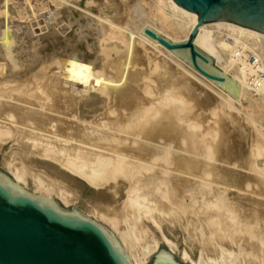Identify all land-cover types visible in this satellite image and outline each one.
I'll return each instance as SVG.
<instances>
[{"label":"bare ground","instance_id":"6f19581e","mask_svg":"<svg viewBox=\"0 0 264 264\" xmlns=\"http://www.w3.org/2000/svg\"><path fill=\"white\" fill-rule=\"evenodd\" d=\"M50 1L52 27L37 37L29 22L9 27L0 6V147L16 142L4 158L13 179L0 175L58 207L53 192L69 203L80 179L104 187L82 212L64 210L96 224L125 264L161 251L184 264H264V35L203 23L194 43L216 81L144 32L188 38L198 14L172 0ZM158 218L192 225L198 256L157 239Z\"/></svg>","mask_w":264,"mask_h":264},{"label":"water","instance_id":"95a60500","mask_svg":"<svg viewBox=\"0 0 264 264\" xmlns=\"http://www.w3.org/2000/svg\"><path fill=\"white\" fill-rule=\"evenodd\" d=\"M198 21L184 41L173 42L150 28L144 32L170 50H187L191 64L222 81L202 64L209 62L194 43L206 22L233 25L264 35V0H172ZM0 264H125L106 234L93 222L17 192L0 175ZM152 264H184L160 252Z\"/></svg>","mask_w":264,"mask_h":264},{"label":"rangeland","instance_id":"374dc122","mask_svg":"<svg viewBox=\"0 0 264 264\" xmlns=\"http://www.w3.org/2000/svg\"><path fill=\"white\" fill-rule=\"evenodd\" d=\"M30 4H31V6H30ZM6 5L9 8H6ZM0 6H1V10L2 9L3 10H7V13H4L1 17L5 20L6 24L9 27H13L14 29H17V27H19V23L20 22H22V23L29 22L30 23L31 33H32V35L34 37L42 35L43 33H45L48 30H50V28L52 27L51 23H50L52 21H50L49 18H50V15L54 11V5H53V3L50 0H29V1L28 0H0ZM32 7H33V9H32ZM19 12H20V14H19ZM61 28H62V24H58L55 27V29L58 32V34L62 35L64 33L62 32ZM167 65H169V64H167ZM161 70H163V69H161ZM156 83H154V84H156ZM156 86H157V84H156ZM37 90H35V91H37ZM35 91H33V92H35ZM231 111L232 112L234 111L235 113H237L235 110H231ZM227 113H228V111H227ZM226 115L229 116V113L226 114ZM236 115H239V114L237 113ZM226 118L230 119V116H229V118L228 117H226ZM2 142L3 141H1L2 146L0 147V173L2 175H6L10 179H13L12 173L10 172V170H8V168H7V166H6L5 162H4V158L8 155L7 153L11 149L10 147L12 145L16 144V142L11 140V139H9V140L7 139V141H4L3 143ZM36 157H38V156H36ZM38 158L44 159V160H47V161L50 162V159H48V158L47 159L46 158H42V157H38ZM51 162L53 164L56 163V161L53 162L52 160H51ZM58 165H59V163L57 164V166ZM59 167L63 169V167H61V166H59ZM80 180L82 182V184H81V186H82V190H81L82 195L80 193V197L79 198H77V199H75L73 201H70L69 203H66V204L63 203L64 201H62L60 196L53 192L54 200H55V202H57V204H59L60 208L68 209V210H72L73 208H77L79 211L82 212V210H81L82 207L80 205L82 204L83 198L84 199H86L85 197L94 198V196H96V197H98V199L101 197L100 200L103 199L104 196L101 193H102L103 189L105 190L104 187H101V190H100V188H96L95 189L94 187H91V186L89 187V185L84 180H82V179H80ZM27 181H29V179H27ZM30 182L31 181L27 182L26 185H24L25 186L24 188L29 193L33 192V190H34L32 188V183H30ZM97 191L100 192V193L99 194H95ZM34 194H39V193L36 192ZM99 195H101V196H99ZM91 196H93V197H91ZM90 200H92V199H90ZM87 213L90 214L89 212H87ZM83 214L87 215L85 213H83ZM189 216L193 217V214L192 215L190 214ZM169 219L171 220V218L164 219L165 221L164 220L161 221L160 219L158 220V221H160L159 223H160V226H162V228H158L154 223H151L152 226H154L155 229H156V234L159 233V236H157V239L160 238V236L162 235V232H163L164 235L167 238H169L171 241H173V243H174V249L173 250H174V253H175L174 255L176 257H178V258L181 257L182 256L181 253L185 249L187 251L188 250H192L193 252L192 251H188V252L189 253H193V254H191L192 257H194V258L197 257L198 256V251L200 252L201 244H199V241L196 242L197 244L194 243L195 240H196V236L194 234L195 232L192 230V225H189L191 227H189L190 231H188V230L185 229V226L183 224H182L183 226L178 225L179 224L178 221H175V223H174L173 221L171 222ZM167 220H169L171 222V224H170L169 221L167 223ZM181 221L183 222L184 220L182 219ZM106 226H108V225L106 224ZM163 226L164 227H168L169 229L168 228H163ZM179 226L182 227V228H179ZM171 227H174V228H171ZM171 229H175V230H171ZM182 229H183V232H184L183 234H182V231H181ZM169 230H171V231H169ZM187 233L189 234V237H186V236L184 237V235L187 234ZM188 234H187V236H188ZM191 234H194V236L191 235ZM194 237H195V239H194ZM185 238H187V239H185ZM162 240L160 239V243H159L158 247H160V248H162L164 250L170 251L171 249L169 247V244H167V242H165L164 239H162ZM187 240H190V241L193 240L191 243L194 244V245H192V244H190V246H189V244L187 245V243H188ZM252 240H254V239H252ZM190 241H189V243H190ZM175 243L177 244V246H176ZM198 245H199V247H198ZM205 253H207V251ZM208 253L210 255L214 254L213 251H212L213 254L211 252H208ZM153 255H154V253L150 255V257L148 258V260L144 264H150L152 262V256ZM243 264H251V263L243 262ZM252 264H254V263H252Z\"/></svg>","mask_w":264,"mask_h":264}]
</instances>
